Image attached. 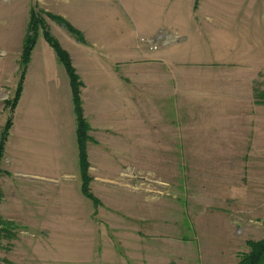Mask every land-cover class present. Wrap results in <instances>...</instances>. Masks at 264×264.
Instances as JSON below:
<instances>
[{
    "label": "rangeland",
    "instance_id": "374dc122",
    "mask_svg": "<svg viewBox=\"0 0 264 264\" xmlns=\"http://www.w3.org/2000/svg\"><path fill=\"white\" fill-rule=\"evenodd\" d=\"M200 1L197 22L140 37L145 53L118 69L132 73L117 106L124 121L94 128L83 115L94 202L80 190L77 160L52 186L0 152L4 212L17 203L67 205L69 213L60 231L39 230L43 216L25 209L1 217V264H239L248 243L264 239V0H226V22L216 5L195 15ZM55 10L43 0H0V145L27 40L39 39V49L47 33L69 58L64 35L85 44ZM160 34L169 45L149 50L144 41Z\"/></svg>",
    "mask_w": 264,
    "mask_h": 264
},
{
    "label": "crops",
    "instance_id": "0c3cea01",
    "mask_svg": "<svg viewBox=\"0 0 264 264\" xmlns=\"http://www.w3.org/2000/svg\"><path fill=\"white\" fill-rule=\"evenodd\" d=\"M193 1L43 0L44 5L49 2L67 23L85 36V44L68 35H64L63 43L82 83L83 115L90 126L109 129L116 125L115 118L125 120V112L117 117V106L125 103L124 83L132 73L126 66L123 75L118 69L133 55L145 53L139 44L140 37L154 38L163 27L197 22L192 13ZM201 1L195 15L210 14L212 6L216 5L214 7L218 6L219 12L224 13V22L229 19L226 0ZM38 45L39 39L31 52L22 89L10 117L3 157L22 175L54 186L67 174L70 165L73 169L75 160L80 174L76 117L70 81L63 65L48 44L40 42L39 49ZM40 100L44 101V106L40 105ZM86 150L88 152V147ZM38 189L44 192L46 185ZM41 195L43 197L44 193ZM14 206L10 212L0 207V219L11 221L10 216L20 215L25 209L31 216H43L39 230L44 231L62 230L66 218L61 215L69 214L67 205L19 209L17 203Z\"/></svg>",
    "mask_w": 264,
    "mask_h": 264
},
{
    "label": "trees",
    "instance_id": "16d2710c",
    "mask_svg": "<svg viewBox=\"0 0 264 264\" xmlns=\"http://www.w3.org/2000/svg\"><path fill=\"white\" fill-rule=\"evenodd\" d=\"M51 18L56 22L64 24L67 30L71 34L75 35L81 41L80 34L77 31H75L70 25L64 23L63 20H61L58 17L51 16ZM44 38L46 42L50 45V47L54 50L59 62L63 65L70 81L72 100L74 105V113L76 117V138H77V146H78L79 170H80V177L82 182L81 192L87 199H90L94 202V198L91 196L89 192V177L87 174L88 173L87 171L89 169V162H88L87 150H86V144L88 140L87 139L88 125L83 117L81 100H80V89L82 87V84L79 81V78L76 75L75 70L71 65V61L67 53H65L59 47V45L51 39V37L47 33H45ZM34 45H35V40H27V42L25 43V47L23 49V54H22L23 69L20 76L16 94L12 102V107H11L12 109L15 107L16 102L18 101L22 89V82H23L25 68L29 63L31 52L33 50ZM10 125L11 122L10 120H8L5 124L3 144L4 141L6 140ZM3 144L0 145L1 153L3 151ZM248 245L250 246V252L249 254L243 256V259L240 260L239 264H264V239L258 243H248Z\"/></svg>",
    "mask_w": 264,
    "mask_h": 264
},
{
    "label": "built area",
    "instance_id": "2783aa9c",
    "mask_svg": "<svg viewBox=\"0 0 264 264\" xmlns=\"http://www.w3.org/2000/svg\"><path fill=\"white\" fill-rule=\"evenodd\" d=\"M169 37H166L164 34H160L156 39H153L152 41L146 40L144 43H146L149 46V50L151 51H157L160 46H167L169 45L168 39ZM174 36L171 39H175ZM178 37L176 38V40ZM1 264V263H0Z\"/></svg>",
    "mask_w": 264,
    "mask_h": 264
}]
</instances>
